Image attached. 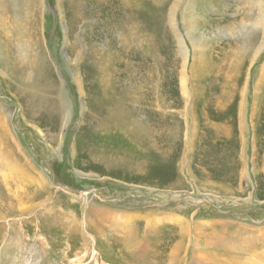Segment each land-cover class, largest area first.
<instances>
[{"label": "rangeland", "instance_id": "374dc122", "mask_svg": "<svg viewBox=\"0 0 264 264\" xmlns=\"http://www.w3.org/2000/svg\"><path fill=\"white\" fill-rule=\"evenodd\" d=\"M42 1L0 0V264H165L170 240L183 264H264V0H145L139 59L153 55L169 107L131 119L147 143L114 126L94 23L72 0ZM9 162L22 173L5 178Z\"/></svg>", "mask_w": 264, "mask_h": 264}, {"label": "bare ground", "instance_id": "6f19581e", "mask_svg": "<svg viewBox=\"0 0 264 264\" xmlns=\"http://www.w3.org/2000/svg\"><path fill=\"white\" fill-rule=\"evenodd\" d=\"M82 1H83V3H82ZM147 1H149L148 7H150V11L153 10L155 5L158 3L163 4L162 7L166 8L167 4L169 2V0H165V1L164 0H147ZM214 1L218 3L219 0H214ZM32 2H33V0H27L28 8L32 7ZM72 2H73V6L71 5L70 2H68V7L71 9V11H72V9H74L72 7H75L76 10H74V11H77L78 13H84V16L86 17V18L85 17L83 18V16H82L83 19H81V20H83V21L89 20L91 23L92 22L94 23L95 29L93 32H94V35H96L97 40L100 37V35L102 34V32L105 31L107 34H109L111 36L114 35L116 40L123 46V47H120V50L118 48H116L113 44L108 45L107 48H105V49H101V46L99 45V41L94 40L97 44L96 43L94 44V46L92 47L93 51L91 53H93L95 60H96V57L99 59L100 57H98V56L99 55L101 56V58L99 59L100 64L96 63V65L98 66L97 72H98V75L100 77L99 80H101L99 82L100 83L99 87H101L102 93H106V95H104V98L107 99V101H109L108 104L110 103L108 111L111 110V114H112L113 118L116 117V119H113L114 120V126L117 125L119 127L118 128L119 130L125 131L126 134L128 136H131L133 139H134V137L137 136V138L139 137L141 140H144V142L147 143V141L145 139L149 138V136L154 137L153 136L154 134H152V132L147 129V123L145 122V124H144L143 120H142L143 122L140 120H138L139 121L138 122L136 120V121H133L134 126H132L131 125V119H136V118L139 119L140 117H137V115H141V111L145 112V113L149 112V113L154 114V115L156 113L163 115V112H165L169 108L168 107L166 110H164V108L167 107V104H166V102H164V101L160 102V100H159L160 90H159L158 86L157 87L155 86V83H156L155 80L157 78L161 80V78H160V75L158 73V68L155 65L153 55H152L151 61H149V60L146 61L147 59L142 60L143 58L139 59L140 56L145 51L150 50L149 52L152 53V48H150L152 46H148V49L150 48L148 50V49H145V47H144L145 45L143 46V44H141L144 36L151 39V35H152V31H153V30H151L149 25L146 23L149 21V18L147 17V15L144 14V11L142 13H139L141 10V9L139 10V8L141 6L143 7L145 4H147V2H145V0H72ZM212 2H213V0H212ZM33 3L35 4V2H33ZM42 3H43V1L39 0V5H42ZM176 5L177 4L174 3V6L172 7V11H175V9L177 8ZM166 9L168 10V8H166ZM32 11H33V8H32ZM147 13H148V11H147ZM29 14L32 17L33 13L29 11ZM37 15H38V19H40L39 13H37ZM68 17H70V16H68ZM71 17H72V15H71ZM169 19H171V23L176 22L175 13L171 14ZM81 20H80V22H81ZM77 21H79V19ZM258 22H259L258 23L259 27L261 28L262 31H264V15H260ZM142 24L144 25V28H145L144 30L141 29ZM33 25H35V24H33ZM92 30H93V28H92ZM179 42H180V45H183L182 41H179ZM177 43H178V41H177ZM255 44H257V42H253V41L248 42V46L249 47L251 46L252 48L255 47ZM151 45H153V44H151ZM181 48L184 49L186 47L181 46ZM106 49H110V51L111 50L114 51L113 53H115L117 58L114 57L113 60L110 59L111 61H113V63H110L109 59L107 61L105 59V54H102V52L103 51L105 52ZM94 52H95V54H94ZM177 52H179V50ZM44 54L42 52H40L39 50L37 51L34 62H31L32 68L35 66V69L40 70V69H43V67L46 68L47 66L50 65L49 61H47V58H44ZM107 54L110 55V52H108ZM96 62H98V60ZM12 64H13L12 70L15 74H13L14 77L12 76V79L10 76H8V77L14 83V85L19 87V90H21V89L23 90V86H24L25 81L23 80V77L18 72L20 69L17 66H15L13 61H12ZM111 66L114 67V68L112 67L113 70L111 69ZM9 70H10V68L8 69V72H9ZM16 76L17 77L19 76V79L21 80V82L19 80V83H16L17 82L16 78H15ZM76 76L79 77L78 74ZM77 77H75V78L77 79ZM44 78H45V76H44ZM101 83H102V85H101ZM41 84L39 82L38 86H41ZM78 85H79V83H78ZM96 86L98 87V85H96ZM80 89L83 93L81 85H80ZM39 90H40V88H39ZM200 98H201V96H200ZM48 103L52 104L51 102H48ZM58 103L60 104V106H61V104L64 105V100L62 98V95H61V98L58 100ZM154 107H156V108H154ZM199 107H200V105H199ZM195 109H196V107H195ZM131 112H132V114L135 115V117L131 116V118H130L129 113H131ZM36 113H37V109L35 110V114ZM166 113H168V112H166ZM180 115H183V114H180ZM109 117H110V115H109ZM163 119H165V118H163ZM101 126H102V124H101ZM144 137H147V138H144ZM140 139H139V142H140ZM15 164L13 162L8 163V167H7L8 170H5V172H4L5 178H7V175L9 176L11 173L15 174V175H20L22 173L19 169H17V165H15ZM8 172H10V174ZM10 177H12V176H10ZM40 182L43 184L46 183L45 180L41 177H40ZM134 237L136 238V235H133V236L131 235L129 237V239H135ZM180 237H183V236H180ZM262 237L264 238V232H262ZM182 239L184 240V238H182ZM170 241H171V242H169L170 243V252L167 255V258L165 257L166 258L165 264H181V263L183 264V262L185 260V255L182 256V253H184V251H182L181 249L184 248V250L186 251V247H185V245H183L184 242L183 241H181V242L176 241L175 243H173L172 240H170ZM179 255H180V258H178ZM256 255L258 256V254H256Z\"/></svg>", "mask_w": 264, "mask_h": 264}, {"label": "water", "instance_id": "95a60500", "mask_svg": "<svg viewBox=\"0 0 264 264\" xmlns=\"http://www.w3.org/2000/svg\"><path fill=\"white\" fill-rule=\"evenodd\" d=\"M60 186H61V185H60ZM61 187L65 188V189H68V190H70V191H74V192L79 193V191L74 190V189H71L70 187H67L66 185H62Z\"/></svg>", "mask_w": 264, "mask_h": 264}, {"label": "trees", "instance_id": "16d2710c", "mask_svg": "<svg viewBox=\"0 0 264 264\" xmlns=\"http://www.w3.org/2000/svg\"><path fill=\"white\" fill-rule=\"evenodd\" d=\"M63 166H64V165L61 164V165H60V169L64 172L65 168H64ZM58 171H60V170H58ZM63 172H62V173H63ZM64 178H65V177H64ZM65 179H66V178H65Z\"/></svg>", "mask_w": 264, "mask_h": 264}]
</instances>
